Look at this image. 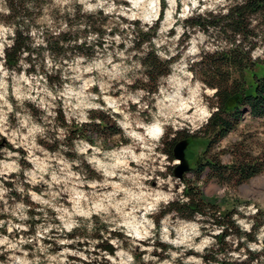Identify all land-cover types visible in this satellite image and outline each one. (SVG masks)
I'll return each instance as SVG.
<instances>
[{
  "label": "rangeland",
  "instance_id": "obj_1",
  "mask_svg": "<svg viewBox=\"0 0 264 264\" xmlns=\"http://www.w3.org/2000/svg\"><path fill=\"white\" fill-rule=\"evenodd\" d=\"M34 1L38 8L30 7L27 15L33 46L67 31V18L74 25L69 35L77 37V43L85 38L90 46L84 50L91 55L68 49L57 58L45 48L34 51L37 64H44L49 73L57 69L64 80L62 86L51 87L43 70L23 69L28 66L27 52L21 55L22 70L6 68L4 47L13 33L12 25L0 20V214L5 216L0 221L5 226L0 232V264H218L206 262L202 253L213 245L211 234L219 232V226L207 224L210 228L203 229L197 218L171 214L156 223L155 216L168 201L185 199L182 178H176L172 169L175 159L159 148L183 129L196 134L188 144L191 154L206 155L207 140L200 130L217 106L215 88L206 86L189 66L200 59L202 49L221 45L198 29L184 37L182 21L228 1L165 0L160 20L162 0L137 5L130 0ZM4 13L0 0V18ZM90 13L102 22L101 36L80 22ZM157 20L154 45L134 47V29ZM152 47L159 57L171 58L168 74L161 76L153 93L143 88L150 83L139 59ZM251 55L264 58V44ZM258 72L262 75L264 70ZM96 111L108 114L121 134L95 142L65 140L66 129L57 118L61 112L71 125L90 122ZM242 116L208 155L225 163L232 157L228 148L242 138L253 154L264 150V117L253 118L247 112ZM157 123L163 127L159 137L148 131ZM206 175L199 180L203 193L214 196L223 209L235 208V223L249 229L257 207L264 210V172L240 185H221ZM29 209L39 213L30 216ZM38 217L40 221L33 220ZM77 224L87 229L80 242L66 235ZM111 230L121 231L128 245L112 238L116 251L105 254L90 234L107 236ZM256 235L258 241L248 245L253 250L264 244V224ZM232 239L227 238L235 247ZM244 253L241 249L229 254L237 259ZM255 264H264V259Z\"/></svg>",
  "mask_w": 264,
  "mask_h": 264
},
{
  "label": "trees",
  "instance_id": "obj_2",
  "mask_svg": "<svg viewBox=\"0 0 264 264\" xmlns=\"http://www.w3.org/2000/svg\"><path fill=\"white\" fill-rule=\"evenodd\" d=\"M2 1L6 13L1 14L0 20L11 24L13 33L10 41L4 47V63L7 69L22 70L21 55L23 52H27L28 54L24 59H26L28 66L23 69L29 73L43 70L48 84L51 87L54 85L60 87L64 80L60 77L58 70L55 69L54 73L44 70V64H37L34 61L36 57H32V53L45 48L58 55V58L64 56L68 49H75L77 54L82 56L88 57L91 55L89 51L84 50V47L90 46L85 38L77 43V37L72 38L69 35L70 28L74 25L67 18H65V24L68 26L67 31L50 35L46 37L43 45L33 46L30 19L27 15L30 7L38 8L37 1ZM227 1L220 8L208 9L203 14H191L182 21L184 27L182 35L184 37H187V33H190V31L198 29L207 32L212 41L221 45V48L216 47L212 50L202 49L200 59L193 61L189 66L206 86L215 88L214 95L217 106L209 115L206 125L200 130L203 138L207 140V149L205 150L207 154L203 156V162L199 163L198 173H195L192 177L181 179L183 182L181 194L185 199L168 201L160 210V213L155 216V220L158 223L161 217L171 214L173 217L178 218H197L203 229L210 228L207 224L219 226L220 231L211 234L215 240L213 245L202 253L205 261H215L218 264H255L260 258L264 259V244L259 250H253L248 245L251 242L258 241L256 234L264 224V210L257 207L255 214L250 218L251 226L249 229L241 228L233 218L236 209H223L214 196H207L203 193L199 184L201 172L206 167L209 171L205 177L214 179L221 185L226 182L232 185H240L256 174L264 172V150L256 153V155L253 154L252 148L245 144L244 138L228 148L232 157L225 163L221 162L215 154L208 155V152L210 153L212 149L211 147L237 126L244 112H248L253 118L264 117V72L262 75L258 72L259 68L264 70V58H253L251 55L253 49L264 44V0ZM165 6L166 1L162 0L159 20L164 14ZM98 12L101 13L102 11L99 9ZM82 17L83 19L80 22H82L84 28L94 31L97 36L103 34L102 22L93 20L94 14H83ZM136 23L138 22L136 21ZM158 26L159 21L157 20L151 25L136 27L134 29V47L140 49L145 42H149L153 46L154 43H151V38L157 33ZM100 43L101 41L96 42L95 45ZM139 59L150 83L149 87L145 86L143 88L147 89L148 92H156L158 80L169 72L168 64L171 62V58L163 59L159 57L155 53L154 47H152ZM235 97H238V106L229 107V100ZM57 118L61 126L66 129L64 138L70 144L76 138H85L95 142L96 138L103 137L107 139L111 135L121 134V128L109 118L108 114L102 111L94 112L91 114L90 122L81 124L72 123L70 125L66 122L62 112ZM86 130H89V133ZM126 141L127 139H125ZM174 143L175 136H172L165 140L162 147L159 148L170 159L174 158L172 149ZM28 212L33 217L39 213L30 209ZM4 217V214H0V221ZM40 219L38 217L33 220L38 222ZM86 230L85 227L77 224L66 235L73 240L76 238L77 242H80L79 236H85L87 234ZM0 232H5L4 222H0ZM90 235L98 240L97 247L102 249L105 254H114L116 251L112 238L120 244L128 245L121 231L111 230L107 236H104L103 232H93ZM228 237H232V240L236 239L234 242L236 243L235 247L232 241L228 242ZM44 241L52 243L51 239L44 238ZM241 249L245 252L244 258L233 259L230 256V252ZM208 251L210 252L208 253Z\"/></svg>",
  "mask_w": 264,
  "mask_h": 264
},
{
  "label": "flooded vegetation",
  "instance_id": "obj_3",
  "mask_svg": "<svg viewBox=\"0 0 264 264\" xmlns=\"http://www.w3.org/2000/svg\"><path fill=\"white\" fill-rule=\"evenodd\" d=\"M236 98V97H235ZM231 100V99H230ZM236 102L233 104V106H238V101H237V99L235 100ZM177 132V131H176ZM173 136H175V143L177 142V141H179L180 139H183V138H188L189 139V141H190V139L191 138H194L195 136H196V134L195 133H188V132H186L185 130H180L178 133H175L174 132V135ZM174 143V144H175ZM207 147V146H206ZM172 149H173V157H174V145H173V147H172ZM207 149V148H206ZM185 157H186V159H187V161H188V164H189V169L187 170V171H185L184 173H183V175L185 176V174H187V173H191V174H195V173H198V169H199V166H200V162H203V158L201 159V155L200 154H194V155H192L191 154V150L190 149H188V145H187V147L185 148ZM173 160H174V158H173ZM174 164V163H173ZM174 168H175V165H173L172 166V169H173V172H174ZM208 168L206 167L205 169H204V171L203 172H201V175H203V173H205V174H207L208 173Z\"/></svg>",
  "mask_w": 264,
  "mask_h": 264
},
{
  "label": "water",
  "instance_id": "obj_4",
  "mask_svg": "<svg viewBox=\"0 0 264 264\" xmlns=\"http://www.w3.org/2000/svg\"><path fill=\"white\" fill-rule=\"evenodd\" d=\"M237 98H232L228 102V106L232 107L236 102ZM189 141L187 138L180 139L174 145V157L176 159V166L174 168V176L180 180L183 177L184 171L189 169L188 161L185 157V148L188 145ZM179 161V163L177 162Z\"/></svg>",
  "mask_w": 264,
  "mask_h": 264
},
{
  "label": "bare ground",
  "instance_id": "obj_5",
  "mask_svg": "<svg viewBox=\"0 0 264 264\" xmlns=\"http://www.w3.org/2000/svg\"><path fill=\"white\" fill-rule=\"evenodd\" d=\"M132 1L135 5H137L138 3H140L142 0H130ZM151 9L153 10L155 4L154 2H151ZM189 107V105L187 106ZM186 108V107H185ZM149 128V133L156 136V137H159L161 135V133L163 132V127H161L160 124H154V125H151L148 127ZM158 130V131H157Z\"/></svg>",
  "mask_w": 264,
  "mask_h": 264
},
{
  "label": "snow or ice",
  "instance_id": "obj_6",
  "mask_svg": "<svg viewBox=\"0 0 264 264\" xmlns=\"http://www.w3.org/2000/svg\"><path fill=\"white\" fill-rule=\"evenodd\" d=\"M158 131V130H157Z\"/></svg>",
  "mask_w": 264,
  "mask_h": 264
}]
</instances>
